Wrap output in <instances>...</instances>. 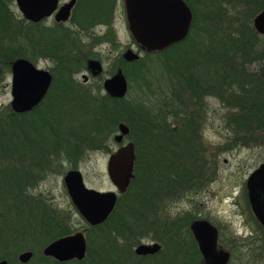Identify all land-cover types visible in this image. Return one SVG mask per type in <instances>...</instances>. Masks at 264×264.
Here are the masks:
<instances>
[{
  "label": "trees",
  "instance_id": "trees-1",
  "mask_svg": "<svg viewBox=\"0 0 264 264\" xmlns=\"http://www.w3.org/2000/svg\"><path fill=\"white\" fill-rule=\"evenodd\" d=\"M185 1L193 14L187 37L160 51H144L151 64L150 56H162L157 63L175 77L171 98L177 104L170 110L151 111L141 99H127V93L121 98L105 92L93 95L89 87L78 83L72 75L85 69V59L91 55L84 52L79 56L78 47L69 46L71 36L77 43L73 32L53 29L48 43L43 35L40 55L34 51L33 23L21 19L9 32L14 36L11 41L17 43H2L0 62L4 67L1 57L16 56L33 61L49 58L54 67L52 85L39 106L27 113L6 107L0 114V260L6 259L8 264L202 262L189 229L190 222L200 217L193 212L172 217L165 208L170 201L202 190L212 176L207 148L197 132L205 117L207 97L217 98L233 111L226 119L234 144L264 143V36L252 26L264 0ZM77 4H83L82 10H74L71 20L84 30L110 23L116 0H78ZM7 21L12 22L0 7V25ZM60 45L68 47L58 53ZM144 66L142 57L132 62L121 59L118 64L128 82L135 78L146 82L149 71ZM97 87L102 90V82ZM129 91L131 95V85ZM120 122L129 127L126 138L135 144L134 176L127 190L118 195L104 222L87 223L83 259L60 262L44 255L48 243L74 231L66 213L30 190L50 174L64 175L76 168L86 151H109L108 143ZM146 237L159 242L161 249L151 255L135 254L134 246ZM260 246L264 248V243ZM25 250L33 256L21 263L18 254ZM254 262L264 264V251L249 255L245 264Z\"/></svg>",
  "mask_w": 264,
  "mask_h": 264
},
{
  "label": "rangeland",
  "instance_id": "rangeland-1",
  "mask_svg": "<svg viewBox=\"0 0 264 264\" xmlns=\"http://www.w3.org/2000/svg\"><path fill=\"white\" fill-rule=\"evenodd\" d=\"M66 1L68 0H59V3L61 4ZM0 7L4 14H6V16L8 14L9 18L12 20V22L7 21L4 26L0 25V29H2L0 30V47H4L2 43L7 41L8 44H13L15 46L17 41L16 39L11 41V38L14 36L10 34V31L13 32V27L19 23L23 17L15 0H0ZM82 7L83 4H77L74 10L81 12ZM77 19H80V15ZM53 23V17L47 18L43 22L44 26H50ZM7 26H9V31H4ZM64 27V30L78 32L76 37L77 43L72 38L69 39L68 44L70 47H78L75 49L79 50V56L84 54V52H89L91 57H96L102 62V74L98 77L90 76L88 82L83 84L93 91V95L104 93L103 89L98 90L97 86L99 82H102L105 77L115 72L122 59L121 55L126 49V45L131 44L132 50L138 52L139 56L144 59V67L148 69L149 73L146 82H137V78L130 79L126 98L134 102L141 99L151 111H155L158 108L170 110L173 105L177 104L176 100L171 98V92H173L172 90L175 87L174 82L173 84L171 82L175 77L169 75L167 72L168 70L163 68V65L157 63V60L162 58V56L159 59H155L156 56L153 58L150 56L154 63L151 64V60L145 57V52L138 48L127 27L123 0H116L113 16L108 24L97 23L83 30L71 20L64 23ZM61 33L65 34V31ZM49 44L53 48L56 47L54 43ZM66 47L68 46L60 45L57 48L58 53L62 52ZM1 59H3L4 62L8 60L3 57H1ZM55 59L58 60L59 58L55 57ZM36 63L38 67L49 69L51 72L54 67V62L49 58L39 57ZM83 73L87 74L85 70H82L74 73L72 76L75 77L78 82H82L83 79L81 75ZM140 84L143 86V89L140 88ZM130 85L132 86L131 95L129 91ZM181 92L182 96L185 97L187 92L185 93L183 88ZM11 99V73L9 68L4 67L2 76L0 77V114L6 111V107L11 109ZM205 102V117L200 121V127L197 129V132L207 148V164L212 168V176L202 190L190 193V195L182 199L168 202L165 209L172 217L183 212H193L197 217L208 218L219 226L222 235V244L229 245L231 244L229 239L234 233H238L236 242L241 241L239 235L245 232V236H248L251 227L257 230V236L262 234V231L258 228L256 223L249 221L251 224L248 223V225H246L242 216L246 214L244 206L246 201L244 194L245 181L248 175L256 169L260 163L264 162V143L259 144L258 142H252L247 145L239 143L234 144L232 142L233 132L228 127L226 119L228 113L232 110L226 108L217 98L212 96L207 97ZM171 124V127L175 126L174 123ZM194 126H196V124H194ZM178 127H182V124ZM127 141L128 139L125 138L124 143ZM108 145L109 151L105 149L86 151L84 155L80 157L76 168L81 171L84 182L88 187L98 190L116 191L107 175L106 162L109 154L113 152L119 144L112 139ZM30 192L32 194L44 196L52 207L66 213L69 224L74 232L82 231L85 233L87 222L71 202L63 182V174L48 175L41 180L37 186L32 188ZM241 211H244L242 215H240ZM263 241L264 235L260 239H257V242H253L254 245H250L249 247H243L240 242H237L239 251L234 255L230 264H245V262H247L246 255L249 256L250 254H255V252L260 254L264 251V248L261 249L260 246ZM141 242L151 243L157 241L146 237L140 239L139 243ZM253 264H262V262H254Z\"/></svg>",
  "mask_w": 264,
  "mask_h": 264
},
{
  "label": "water",
  "instance_id": "water-1",
  "mask_svg": "<svg viewBox=\"0 0 264 264\" xmlns=\"http://www.w3.org/2000/svg\"><path fill=\"white\" fill-rule=\"evenodd\" d=\"M23 16L37 21L49 16L57 7L58 0H15ZM75 0L64 3L56 12V20H66ZM127 27L135 42L145 51H160L170 45L182 41L190 31L193 14L185 0H123ZM254 30L264 36V8L252 19ZM126 61L137 60L140 56L132 49L123 53ZM11 101L10 106L15 112L30 110L47 91L51 75L42 68L36 67L24 58L12 62ZM89 72L96 76L103 71L102 63L97 59L87 61ZM87 78L86 75H83ZM104 91L113 97H124L128 91V82L121 68L104 78ZM129 132V127L120 122L118 131L113 136L116 143H121ZM135 153L134 144L128 141L117 147L108 156L106 162L107 175L116 191L98 190L88 187L78 168L69 169L63 175V182L71 202L79 214L90 225L104 222L115 207L117 195L124 193L133 178ZM255 180L264 182V162L252 171L247 179L250 201L254 213L264 226V200L257 199ZM264 185V184H263ZM189 229L202 255L200 264H227L229 252L217 247V229L207 219L197 218L190 222ZM161 249L158 242H141L134 248L137 255H151ZM87 251L86 235L75 231L60 236L48 243L42 250L43 254L63 262L71 259H83ZM33 256L30 250L18 254L21 263H27ZM0 264H8L1 259Z\"/></svg>",
  "mask_w": 264,
  "mask_h": 264
},
{
  "label": "flooded vegetation",
  "instance_id": "flooded-vegetation-1",
  "mask_svg": "<svg viewBox=\"0 0 264 264\" xmlns=\"http://www.w3.org/2000/svg\"><path fill=\"white\" fill-rule=\"evenodd\" d=\"M70 0H68V1H66V2H63V3H59V0H58V3H57V7H56V9L49 15V16H45V17H43V18H41V19H39V20H37V21H31V20H28V19H26L24 16H23V14H22V12L20 11V13H21V15H22V20H24L25 22H28V23H33L35 26V28H34V36H35V47H34V51L36 52V54L37 55H40V51H41V46H42V44H43V39H44V37H43V35H45V39L47 40V43H48V41H50V33H51V30H53V29H59V30H61V29H64L65 27H64V23H66L67 21H71V17H72V14H73V12H74V8H75V6L77 5V2H78V0H75V2H74V4H73V6L71 7V9H70V14H69V16H68V18L66 19V20H56V18H55V14H56V12L58 11V9L64 4V3H67V2H69ZM15 3H16V1H15ZM123 4H124V2H123ZM16 5H17V3H16ZM18 7V6H17ZM19 9V8H18ZM124 11H125V8H124ZM51 17H53V21H54V23L52 24V25H50V26H44V24H43V22L45 21V19H47V18H51ZM125 17H126V14H125ZM127 21V20H126ZM68 32H73V33H75L76 35H78V32L77 31H70V30H67ZM130 32V31H129ZM72 34V33H71ZM131 34V33H130ZM132 36V35H131ZM133 38V37H132ZM69 39H72V36L69 38ZM134 42H135V40H134ZM136 43V42H135ZM136 45L138 46V48L139 49H141V50H143L137 43H136ZM127 49H132L131 48V44H128V45H126V49L124 50V52L127 50ZM143 51H145V50H143ZM123 52V53H124ZM134 52H136V51H134ZM123 53H122V55H121V57H122V60L123 61H126L125 59H124V57H123ZM138 53V52H137ZM7 58V57H6ZM17 58H24V59H27L28 61H30V62H32L36 67H38V65H37V63H36V61H33L32 59H30L29 57H26V56H16V57H13L12 59H8L6 62H5V65H6V68H9V70H10V73H11V77H12V62L15 60V59H17ZM39 58V57H38ZM140 58V57H139ZM138 58V59H139ZM89 59H97V60H99L98 58H96V57H88V58H86L85 59V69H83V70H85V72H87V74L86 73H83L81 76H82V82H78V80L75 78V77H73V78H75V80L78 82V83H80V84H86L87 82H88V80H89V77L91 76V77H98V76H100L101 74H102V72L100 73V74H98V75H96V76H94V75H92L90 72H89V70H88V68H87V61L89 60ZM100 61V60H99ZM135 61V60H134ZM101 62V61H100ZM126 62H132V61H126ZM102 63V62H101ZM38 68H40V67H38ZM120 68V67H119ZM3 69H4V66L2 65V63L0 62V77L2 76V73H3ZM42 69H44V68H42ZM45 70H47L49 73H50V75H51V81H50V85H49V87H48V89H47V91L45 92V94H44V96L42 97V99L36 104V105H34L30 110H28V111H24V112H15V111H13L12 110V108H11V106H10V108H11V110L13 111V112H15V113H27V112H30V111H32L34 108H36L37 106H39L41 103H42V101L44 100V98H45V96L47 95V93L49 92V90H50V87H51V85H52V82H53V73L49 70V69H45ZM83 75H86V77L87 78H84V76ZM106 78V77H105ZM104 80V79H103ZM103 80H102V83H103ZM128 82V81H127ZM102 87H103V84H102ZM104 90V89H103ZM105 92V91H104ZM106 93V92H105ZM173 129H176L174 126H173ZM194 129L196 130V126H194ZM126 138V137H125ZM125 138L123 139V141L121 142V143H117V144H119V146L120 145H122V144H125V143H127L128 141H131V140H128L127 142H125L124 143V140H125ZM114 140V139H113ZM133 144H134V142L133 141H131ZM118 146V147H119ZM134 153H135V144H134ZM134 165H135V161H134ZM252 173V172H251ZM250 173V174H251ZM250 174L248 175V177L250 176ZM133 176H134V169H133ZM248 177H247V179H248ZM247 179H246V181H245V187H244V194H245V197H246V201H245V210H246V214H243L244 213V211H241V213H240V215H242L243 214V221H244V223L246 224V225H248V223H249V221H253L254 223H256L257 224V226H258V228L262 231V234L261 235H259V236H257L256 235V229H254V227H251L250 228V231H249V234H248V236H245V232L244 233H241V235H239L240 236V240L241 241H237V242H240V244H242V246L243 247H245V246H250V245H254L253 244V242H257V239H260L263 235H264V226L260 223V221L258 220V218L256 217V215H255V213H254V210H253V208H252V205H251V201H250V191H249V188H248V186H247V184H246V182H247ZM255 182L258 184L257 186H255V194H256V196H257V199H259V200H264V182H263V184H262V182L260 181V180H255ZM119 194H121V193H119ZM118 194V195H119ZM118 195H117V197H118ZM113 211V210H112ZM249 216H248V215ZM203 219H207L211 224H213L215 227H216V229H217V247L218 248H221V249H223V250H226V251H228L229 252V260H228V263L227 264H230V262L232 261V259L234 258V255L237 253V251H239V249H238V247H237V242H236V236H238V233H234L233 235H232V237L229 239V241L231 242V244H229V245H225L224 243L222 244V235H221V230H220V228H219V226L218 225H216V224H214L212 221H210L208 218H205V217H202ZM246 218V219H245ZM251 222L249 223V224H251ZM262 243H264V241L262 242ZM246 250V249H245ZM247 253H249V252H247ZM246 253V254H247ZM251 255V254H250ZM247 257H248V255H246ZM247 261V260H246ZM245 263H247V262H245Z\"/></svg>",
  "mask_w": 264,
  "mask_h": 264
}]
</instances>
